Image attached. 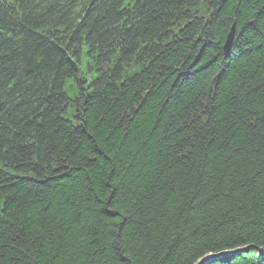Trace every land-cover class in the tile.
Returning a JSON list of instances; mask_svg holds the SVG:
<instances>
[{
  "label": "trees",
  "instance_id": "obj_1",
  "mask_svg": "<svg viewBox=\"0 0 264 264\" xmlns=\"http://www.w3.org/2000/svg\"><path fill=\"white\" fill-rule=\"evenodd\" d=\"M126 1L0 0V264H264V0Z\"/></svg>",
  "mask_w": 264,
  "mask_h": 264
},
{
  "label": "water",
  "instance_id": "obj_2",
  "mask_svg": "<svg viewBox=\"0 0 264 264\" xmlns=\"http://www.w3.org/2000/svg\"><path fill=\"white\" fill-rule=\"evenodd\" d=\"M234 31H235L234 28H232L231 32L227 36L226 44H225V47H224L226 53H228L229 50H230V47H231V44H232V41H233V37H234ZM251 248L252 247L249 246V247H246V248H243V249H239V250H237V252L235 254L247 252ZM259 252L261 254H264V251H262V250H259ZM233 255H234V253L233 252H229V251H226V252H223V253H220V254H216V255H209L206 258H204L203 260H201L198 264H211L213 262L222 261V259H224L226 257H231Z\"/></svg>",
  "mask_w": 264,
  "mask_h": 264
},
{
  "label": "rangeland",
  "instance_id": "obj_3",
  "mask_svg": "<svg viewBox=\"0 0 264 264\" xmlns=\"http://www.w3.org/2000/svg\"><path fill=\"white\" fill-rule=\"evenodd\" d=\"M128 3V1H126V4ZM259 250H262V251H264L263 249H259ZM229 252H233L234 253V255L233 256H235V255H237V254H241V253H237V254H235L236 252H237V250H235V251H229ZM220 254V253H219ZM261 254V253H260ZM211 255V254H210ZM212 255H216V254H212ZM231 258V257H230ZM224 259H229V257H226V258H224ZM224 259H222V260H224Z\"/></svg>",
  "mask_w": 264,
  "mask_h": 264
}]
</instances>
